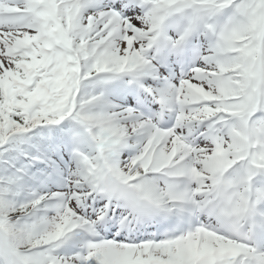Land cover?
Here are the masks:
<instances>
[{"label":"snow or ice","instance_id":"obj_1","mask_svg":"<svg viewBox=\"0 0 264 264\" xmlns=\"http://www.w3.org/2000/svg\"><path fill=\"white\" fill-rule=\"evenodd\" d=\"M0 264H264V0H0Z\"/></svg>","mask_w":264,"mask_h":264}]
</instances>
